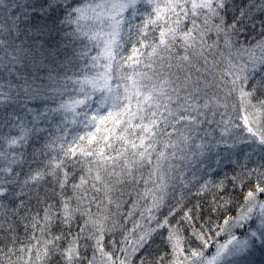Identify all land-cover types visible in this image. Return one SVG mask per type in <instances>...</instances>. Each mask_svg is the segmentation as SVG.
Wrapping results in <instances>:
<instances>
[{"label": "snow or ice", "instance_id": "snow-or-ice-1", "mask_svg": "<svg viewBox=\"0 0 264 264\" xmlns=\"http://www.w3.org/2000/svg\"><path fill=\"white\" fill-rule=\"evenodd\" d=\"M0 264H264V0H0Z\"/></svg>", "mask_w": 264, "mask_h": 264}]
</instances>
